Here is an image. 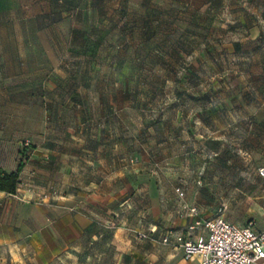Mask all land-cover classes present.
<instances>
[{"label": "crops", "instance_id": "1", "mask_svg": "<svg viewBox=\"0 0 264 264\" xmlns=\"http://www.w3.org/2000/svg\"><path fill=\"white\" fill-rule=\"evenodd\" d=\"M84 52L91 61L78 78L0 90V168L12 172L23 162L16 192L0 191V264H197L160 239L191 222L177 213L182 202L196 206L199 219L216 215L214 171L242 168L237 153L242 166L251 155L257 170L264 166V51L249 68H178L172 49L145 51L136 57L170 61L119 60L107 76L96 64L99 48ZM179 69L183 76L173 78ZM45 85L40 114L29 113L33 86ZM253 222L264 229V213Z\"/></svg>", "mask_w": 264, "mask_h": 264}, {"label": "rangeland", "instance_id": "2", "mask_svg": "<svg viewBox=\"0 0 264 264\" xmlns=\"http://www.w3.org/2000/svg\"><path fill=\"white\" fill-rule=\"evenodd\" d=\"M95 48L101 53L96 64L103 76L119 60L164 64L170 59L162 54L147 58L135 53L169 48L173 67H255L264 51V7L262 0H0V90H15L26 81L58 85L70 76L78 78L91 61L84 51ZM202 50L205 58H200ZM40 66L54 72L35 73ZM183 72L179 69L173 78L180 79ZM162 76L156 75L158 102L164 92ZM33 91L37 101L28 109L39 115V101L49 91L46 85L43 91L33 86ZM26 141L31 145L25 140L23 146ZM242 157L237 153L235 158L242 168L214 171L220 175L216 214L237 225L260 223L264 179L257 174L258 159L251 155L242 166Z\"/></svg>", "mask_w": 264, "mask_h": 264}, {"label": "built area", "instance_id": "3", "mask_svg": "<svg viewBox=\"0 0 264 264\" xmlns=\"http://www.w3.org/2000/svg\"><path fill=\"white\" fill-rule=\"evenodd\" d=\"M24 146H30V142L26 141ZM258 174L264 177V166L258 168ZM175 192L181 199L185 197L180 187ZM177 213L191 218V222L185 231L167 230L160 241L180 247L185 259H197V264H264V229L256 230L252 220L237 225L219 214L199 219L197 207L185 202L179 205ZM137 236L149 235L138 232Z\"/></svg>", "mask_w": 264, "mask_h": 264}, {"label": "trees", "instance_id": "4", "mask_svg": "<svg viewBox=\"0 0 264 264\" xmlns=\"http://www.w3.org/2000/svg\"><path fill=\"white\" fill-rule=\"evenodd\" d=\"M262 7H264V0H262ZM30 146L25 148H29ZM22 167L23 162L20 161L15 171L6 172L0 168V191H4L10 194L16 192L17 185L19 183V173Z\"/></svg>", "mask_w": 264, "mask_h": 264}]
</instances>
